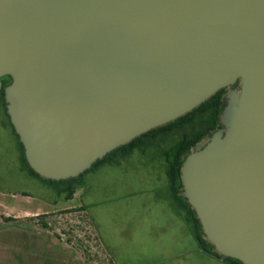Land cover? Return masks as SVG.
<instances>
[{
    "label": "water",
    "instance_id": "obj_1",
    "mask_svg": "<svg viewBox=\"0 0 264 264\" xmlns=\"http://www.w3.org/2000/svg\"><path fill=\"white\" fill-rule=\"evenodd\" d=\"M28 165L75 177L225 88L181 196L221 258L264 264V0H0V90Z\"/></svg>",
    "mask_w": 264,
    "mask_h": 264
},
{
    "label": "rangeland",
    "instance_id": "obj_2",
    "mask_svg": "<svg viewBox=\"0 0 264 264\" xmlns=\"http://www.w3.org/2000/svg\"><path fill=\"white\" fill-rule=\"evenodd\" d=\"M7 122L0 118V201L9 202L10 220L0 215L23 240L0 238V246L19 252L20 264H233L197 250L187 221L176 241L168 235L172 201L160 161H153L152 154L135 150L119 162L86 171L85 187L66 201L54 194L53 183L24 167ZM21 191L29 196L21 197Z\"/></svg>",
    "mask_w": 264,
    "mask_h": 264
},
{
    "label": "trees",
    "instance_id": "obj_3",
    "mask_svg": "<svg viewBox=\"0 0 264 264\" xmlns=\"http://www.w3.org/2000/svg\"><path fill=\"white\" fill-rule=\"evenodd\" d=\"M6 82L7 78L4 76L3 84H6ZM224 92V89L218 90L209 99L185 115L180 116L165 125L153 128L135 137L130 142L113 149L103 158L96 160L90 168L86 169L78 176L62 180L44 179L28 165L24 156L23 145L19 141V136L15 132L13 125L11 123L10 125L13 133L18 139L25 168H27V170H29L34 176L53 183L56 192L59 195L63 194L65 199L72 198L76 190L84 185L81 178L86 171L92 170L104 163L119 162L120 159L129 156L135 150L145 154H152L151 159L153 161H160L159 167L166 175L168 197L178 210L184 211L185 219L190 226L191 233L197 243L198 249L217 256L213 247L203 237L202 228L196 217L195 211L185 198L180 195V166L183 161V155L206 134H210L219 127L218 116L225 104ZM0 95L1 110L2 107L5 109L2 90ZM225 259L233 264H242L239 260L234 258L226 257Z\"/></svg>",
    "mask_w": 264,
    "mask_h": 264
},
{
    "label": "crops",
    "instance_id": "obj_4",
    "mask_svg": "<svg viewBox=\"0 0 264 264\" xmlns=\"http://www.w3.org/2000/svg\"><path fill=\"white\" fill-rule=\"evenodd\" d=\"M158 166H159V164H158ZM160 170H161V173L164 174V172L162 171L161 168H160ZM84 187H85V184L82 187H80L77 191L81 190ZM170 202H171V200H170ZM80 204H81L80 206H82L83 209L86 210V207L82 201ZM170 204H171L172 210L170 211L171 213H168V215L166 216V221H167L166 222V229H167V233L171 237V239L173 241H176L175 239L177 237V233L179 230L183 231L184 225L186 224L185 223L186 219H185L184 211L179 213V210L175 209L174 204L172 202L169 203V205ZM1 208L5 209V210L9 209L8 204L6 202H4L3 200L0 201V214H2L4 216H8L9 214H8L7 210L5 213H3ZM1 219H3V218L0 215V238L4 241L9 240V239H16V237H18V232L16 234H14L12 231L10 232L8 230L9 229L8 227H10L9 223H6L5 221L3 222V221H1ZM189 232L192 235L190 228H189ZM192 237H193V235H192ZM193 239H194V237H193ZM190 250L191 251L196 250L195 245H193ZM197 250L200 251V249H197ZM18 253L19 252H17V253L15 252V254H14L10 247L8 249V246H0V260L3 259V261H5V264H20V262L17 260V257H19ZM21 260H23V259H21ZM113 261H114V264H116L115 260H113Z\"/></svg>",
    "mask_w": 264,
    "mask_h": 264
},
{
    "label": "flooded vegetation",
    "instance_id": "obj_5",
    "mask_svg": "<svg viewBox=\"0 0 264 264\" xmlns=\"http://www.w3.org/2000/svg\"><path fill=\"white\" fill-rule=\"evenodd\" d=\"M6 78H7V82H6V84H3V78L4 77H2L1 78V81H2V87H1V90L3 91V98H4V87L10 82V77L9 76H5ZM224 89V91H225V88H223ZM1 90H0V93H1ZM1 96V95H0ZM4 106H5V109H3V107L1 108V110H0V118H4V117H6L7 118V120H8V125H10V123H11V121H10V118H9V115L7 114V111H6V102H5V98H4ZM8 115V116H7ZM10 121V122H9ZM12 124V123H11ZM10 127H11V125H10ZM12 128V127H11ZM14 128V127H13ZM12 132H13V130H12ZM14 134V133H13ZM14 136H15V134H14ZM16 137V136H15ZM17 138V137H16ZM18 140V139H17ZM20 141V140H19ZM19 144V143H18ZM19 147H20V145H19ZM23 151H24V149H23ZM25 156V155H24ZM23 158V157H22ZM26 159V158H25ZM110 164H112V163H110ZM25 167V166H24ZM28 172H29V170H28ZM30 173V172H29ZM31 174V173H30ZM165 174V173H164ZM31 175H33V174H31ZM34 176V175H33ZM166 176V175H165ZM34 177H36V176H34ZM45 179V178H44ZM166 186H167V179H166ZM52 190H53V192H54V194L57 196V192H56V189H55V186L54 185H52ZM19 193V195H21V197H26V196H29V194L27 193V192H25V191H21V192H18ZM8 194V193H7ZM14 193L13 194H11V196H13L14 197ZM59 195V194H58ZM181 195V194H180ZM59 196H61V197H63V194H60ZM64 198V197H63ZM65 199V198H64ZM69 199H71V198H69ZM69 199H65L66 201L67 200H69ZM9 202H7V204H8ZM4 219L6 220V221H9L10 220V218H9V215L8 216H5L4 217ZM5 221V222H6ZM7 223V222H6ZM10 224V223H9ZM18 236H20L19 235V233H18ZM34 237V236H33ZM33 237H31V238H33ZM28 238H30V237H28ZM25 239V238H24ZM16 240H18V242H22V238H21V240H20V238H16ZM26 240H27V238H26ZM213 255V254H212ZM215 256V255H214ZM216 257H218V258H221L220 256H216ZM222 259H225V258H222Z\"/></svg>",
    "mask_w": 264,
    "mask_h": 264
}]
</instances>
